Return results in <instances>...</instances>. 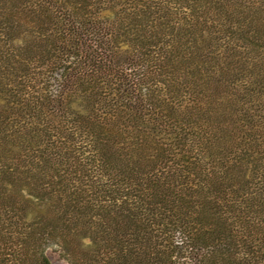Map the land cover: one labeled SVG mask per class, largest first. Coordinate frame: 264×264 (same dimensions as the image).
<instances>
[{"label":"trees","instance_id":"1","mask_svg":"<svg viewBox=\"0 0 264 264\" xmlns=\"http://www.w3.org/2000/svg\"><path fill=\"white\" fill-rule=\"evenodd\" d=\"M264 264V0H0V264Z\"/></svg>","mask_w":264,"mask_h":264},{"label":"rangeland","instance_id":"2","mask_svg":"<svg viewBox=\"0 0 264 264\" xmlns=\"http://www.w3.org/2000/svg\"><path fill=\"white\" fill-rule=\"evenodd\" d=\"M47 255L50 259L51 264H69L64 259H62L59 254L55 251L49 250Z\"/></svg>","mask_w":264,"mask_h":264}]
</instances>
